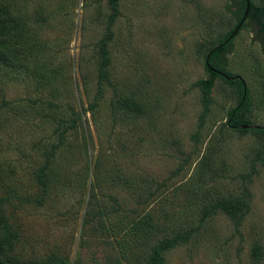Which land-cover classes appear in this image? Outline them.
I'll return each mask as SVG.
<instances>
[{
	"label": "rangeland",
	"instance_id": "1",
	"mask_svg": "<svg viewBox=\"0 0 264 264\" xmlns=\"http://www.w3.org/2000/svg\"><path fill=\"white\" fill-rule=\"evenodd\" d=\"M0 8L16 18L11 29L0 19V52L16 59L12 68L0 62V264H50L54 254L67 264H145L172 224L198 226L204 204L237 199L238 217L218 209L164 254L166 264H264L261 28L247 21L226 62H210L242 78L250 103L240 108L239 81L217 77L208 107L197 86L244 5L120 0L117 15L108 0H0ZM99 84L94 117L71 129L72 111L89 110ZM238 107L244 132L227 125ZM47 162L62 178L49 194L36 181ZM148 217L152 226H143Z\"/></svg>",
	"mask_w": 264,
	"mask_h": 264
},
{
	"label": "trees",
	"instance_id": "2",
	"mask_svg": "<svg viewBox=\"0 0 264 264\" xmlns=\"http://www.w3.org/2000/svg\"><path fill=\"white\" fill-rule=\"evenodd\" d=\"M108 4L111 8V10L113 11V15H117L119 13V6H120V0H108ZM250 10L249 13L247 15V19L245 21V23L247 21H250L251 23H255L258 27L261 28V33L264 32V23H263V16H264V7L263 6H257L255 5L252 0H250ZM240 5H244V13L246 10V0H228V9L230 7H238ZM6 11V10H5ZM238 11V10H237ZM237 13V12H236ZM244 15V14H243ZM242 15V17H243ZM242 17L240 18V21L242 19ZM3 18V19H1ZM0 19L3 21V25L5 28L8 27L9 29H11L13 27V24H16L14 22H16V18L14 16L11 15L10 12H4L1 8H0ZM239 21V22H240ZM244 23V24H245ZM239 24V23H238ZM237 24V25H238ZM243 24V25H244ZM236 26H234V29H232V31H230V33L228 35L225 36V38L219 43L218 46L221 45V47H215L211 52H210V58H209V65L210 67L212 66L211 60H216L219 63H221V65H223L226 62V57L227 55L232 53V41L235 38V35L231 40H229V37L231 36V34L233 33V31L236 29ZM107 41L108 38H105L101 41L100 43V55H99V63H98V75H99V79L106 81L108 79V67L110 65V57H109V50L107 47ZM0 47H6L5 45H1ZM263 52H264V47H263ZM16 59H13V55H8V54H2L0 52V62L3 63V65L7 66L8 68H12L13 65H15L16 61H14ZM215 71H223V68L221 67H214ZM212 71V72H211ZM215 71L210 70L207 67V72L208 75L210 76L208 79H204L201 80L199 82H197V86L200 87L203 97H204V104L206 107L209 106V104L212 101V88L214 85V81L217 77H219L220 75L217 74ZM224 75L233 78V79H226L227 83L230 85L234 84V81H239L241 89H240V93L241 95V100L239 102V106L240 108L246 103H250V99L248 96V87H246L245 83L243 84V82L241 80L238 79L237 76H230L228 73L224 72ZM221 77V76H220ZM224 78V77H222ZM245 85V86H244ZM246 88V94H245V88ZM105 93L104 91V87L102 86V84L98 85V89L96 91L95 97L94 98H98L103 96V94ZM94 101V103H92L90 105L89 110H84L82 109V111L80 112V114L78 112H73V115L76 117L75 119H73V125L71 126V129L76 127V123L77 121H79L82 124V115L88 114L90 113L92 117H94V112L96 111V108L98 107V101L100 100L97 99V101ZM102 99V98H101ZM125 107H129L125 104H123ZM239 107L232 110L231 114H230V120L228 121V127L230 128H240L242 125H247L248 126V121H246V119L244 118H240L237 119L235 118V113H237L240 109ZM94 119V118H93ZM250 127L248 126L247 129H249ZM242 131L244 132L245 130L242 129ZM66 129L63 130L60 134V138H59V143H57V145L55 147H53L51 149V155L50 157H54L53 155L56 153V151L60 150V147L64 145V141H66ZM203 160V167L204 169L206 168H211L212 163H213V154L211 150H208L206 152V154L203 156L202 158ZM36 181L38 186L42 187L45 191V193H50V187H52L53 184L57 183V182H61L62 178L59 175L58 172V168H55V166H51L50 162L46 163L43 167H41L39 169V172L36 176ZM218 209H221L226 215H229L230 217H238V215L240 214V212H242L245 209V203L243 200L241 199H237V200H232V201H228V200H219L215 203L212 204H204L202 206L201 209V215L199 218V225L198 226H193L189 224L188 220H185L183 223H176V225L172 224L171 227L169 229H167V232L169 231V235L163 237L162 239H160L159 241H157L150 249V254H149V258L147 259V261L145 262V264H166V260L164 257V254L168 251H170L171 249L177 247V246H181L183 244H186L190 238L192 237V235L196 234L199 230H200V226L202 225V223L207 220L209 217H211L213 214H215L217 212ZM87 210H85V218L87 215ZM154 220L153 217H148L147 220H145L144 222H142L143 226L149 225L150 223H152V221ZM152 226V225H149ZM4 243L9 244V239L7 238H3ZM255 255H258V252H255ZM51 263L50 264H67L66 259L59 257L58 255L54 254L51 257ZM10 264H25V262L21 261L19 258H14L11 259ZM72 264H86V263H72ZM110 264H120V262L118 261H114Z\"/></svg>",
	"mask_w": 264,
	"mask_h": 264
},
{
	"label": "water",
	"instance_id": "3",
	"mask_svg": "<svg viewBox=\"0 0 264 264\" xmlns=\"http://www.w3.org/2000/svg\"><path fill=\"white\" fill-rule=\"evenodd\" d=\"M250 6H251V4H250V0H246V10H245V13H244V15H243V17H242V19H241V21L239 22V24L237 25V27H236V29L233 31V33L231 34V36L229 37V40H231L238 32H239V30L241 29V27L243 26V24L245 23V21H246V19H247V15H248V13H249V10H250ZM218 47H221V45L220 46H218ZM209 58H210V55L206 58V65H207V67L210 69V70H213V71H215L212 67H210V65H209ZM217 74H219L220 76H223L224 78H226V79H233V78H230V77H228V76H226V75H224L223 73H221V72H219V71H215ZM238 79L239 80H241L242 82H243V84H244V81L242 80V78L241 77H238ZM245 86V85H244ZM245 88V87H244ZM245 94H246V88H245ZM248 128V126L247 125H242L241 126V129H243V130H245V129H247Z\"/></svg>",
	"mask_w": 264,
	"mask_h": 264
},
{
	"label": "flooded vegetation",
	"instance_id": "4",
	"mask_svg": "<svg viewBox=\"0 0 264 264\" xmlns=\"http://www.w3.org/2000/svg\"><path fill=\"white\" fill-rule=\"evenodd\" d=\"M212 72V71H211Z\"/></svg>",
	"mask_w": 264,
	"mask_h": 264
}]
</instances>
